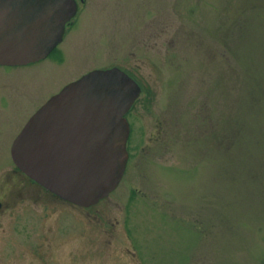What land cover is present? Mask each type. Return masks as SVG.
Instances as JSON below:
<instances>
[{
    "label": "rangeland",
    "instance_id": "374dc122",
    "mask_svg": "<svg viewBox=\"0 0 264 264\" xmlns=\"http://www.w3.org/2000/svg\"><path fill=\"white\" fill-rule=\"evenodd\" d=\"M79 4L61 62L0 66V199L15 192L0 264H263L264 0ZM104 66L141 87L127 119L143 147L84 221L48 228L54 200L11 173L12 142L51 94Z\"/></svg>",
    "mask_w": 264,
    "mask_h": 264
},
{
    "label": "water",
    "instance_id": "95a60500",
    "mask_svg": "<svg viewBox=\"0 0 264 264\" xmlns=\"http://www.w3.org/2000/svg\"><path fill=\"white\" fill-rule=\"evenodd\" d=\"M77 12L76 0H0V65L47 57ZM140 93L119 67L83 75L31 116L12 144L15 165L59 198L83 207L99 203L124 176L126 115Z\"/></svg>",
    "mask_w": 264,
    "mask_h": 264
},
{
    "label": "flooded vegetation",
    "instance_id": "af4514ba",
    "mask_svg": "<svg viewBox=\"0 0 264 264\" xmlns=\"http://www.w3.org/2000/svg\"><path fill=\"white\" fill-rule=\"evenodd\" d=\"M76 2H77V4H78V6L80 7V4H79V2H81L82 4H85V2H86V0H76ZM79 12H80V8H79ZM77 14H79V13H77ZM76 14V15H77ZM78 17V15L74 18V19H72L69 23H67L66 24V28H65V31H64V34H63V40H62V42L60 43V45L61 44H63L64 43V41H65V39H66V36H68V35H70V33L71 32H73L74 31V29H75V20H76V18ZM60 45H58L57 47H56V49L55 50H53L47 57H45V58H43V59H41V60H39L38 62H30L29 64H27V65H18V66H11V65H7V66H9V67H15V68H18V67H29L30 65H35V64H39L40 62H43V61H49L50 60V56L54 53V52H56V51H59V53H60V57H59V59L58 58H52V60H51V62H53V61H56V62H61V60L63 59L62 57H63V55H64V53H63V51L61 50V48H60ZM0 66H4V67H7L6 65H0ZM114 67H116V66H112V67H109V66H104V67H102V68H94L93 70H96V69H100V70H104V69H112V68H114ZM93 70H91V71H88L87 73H89V72H92ZM87 73H85V74H87ZM85 74H83V75H85ZM83 75L81 76V77H83ZM81 77H78V78H74L72 81H75V80H78L79 78H81ZM72 81H70V82H68V83H66L62 88H64L66 85H68V84H70V83H72ZM62 90V89H61ZM61 90L59 91V92H61ZM58 92V93H59ZM57 92H55V93H53V94H51V96L46 100V101H48L52 96H54V95H56V94H58ZM46 101H45V103H46ZM44 104V103H43ZM42 104V105H43ZM41 105V106H42ZM41 107H39L38 109H40ZM37 109V110H38ZM36 110V111H37ZM35 111V112H36ZM130 113V112H129ZM128 113V114H129ZM127 114V115H128ZM131 130V129H130ZM131 134H132V130H131V132H130V136H129V138H128V146H127V149H128V152H129V161H130V159L131 158H134L136 155L135 154H138V151L140 150L139 148H141V147H143L142 145H139V147H137V148H135V145H133V144H131L130 142V138H131ZM15 141V139L13 140V142ZM13 142H12V144H13ZM12 160H13V158H12ZM129 163V162H128ZM130 164V163H129ZM129 164H128V166H127V169H126V171H125V173L127 172V170H128V168H129ZM11 173L12 174H14V175H25V173L24 172H22L21 170H19V168H17V166L15 165V163H14V161H13V166H12V169H11ZM126 175V174H125ZM25 177L26 178H28L26 175H25ZM28 181L34 186V185H36V182H33L30 178H28ZM38 188H40L39 190H40V192L39 193H41V194H49L50 196H51V198H53V200L54 201H50V200H48V201H46L45 202V204H46V206H48L49 208H53V209H57L58 210V216H57V221H51L50 223H47V224H49V226H48V228H54V227H56L57 225H59L60 227H61V229L63 230V227L64 228H66V226L63 224V222H62V217L63 216H65V215H67V214H69V215H72L73 216V218L74 219H76L77 221H79V223H80V221H84V220H82L81 218H80V215L79 214H86V212H90V211H92L93 209H97L98 207H99V204H100V202H102V201H100L99 202V204H97V205H94V206H90V207H88V208H86V207H82V206H77V205H75V204H73V203H71V202H69V201H65V200H63V199H61V198H59V197H57V196H54L51 192H46V190L44 189V188H42L41 186H38ZM134 193V192H133ZM134 194H136V192L134 193ZM14 195H15V192H14V189L12 190V192H11V194L8 192V197L5 199V200H7V202L6 201H4L3 199L1 200L0 199V214H3L4 212H6V211H12V209L13 208H10V200L9 199H13V197H14ZM34 196V200H32V199H30L31 200V202L32 203H35V202H39L38 201V199L36 198L35 199V195H33ZM135 196H137V195H135ZM130 200H135L134 198H133V196L131 195V198L129 197V201ZM9 202V203H8ZM53 204V205H52ZM25 212V211H24ZM24 214V213H23ZM22 214V215H23ZM21 214H19V216H22ZM26 216H30V215H26ZM20 219V218H19ZM18 219V220H19ZM34 220H36V221H38V222H40L41 221V223H42V225L44 224L43 223V219H44V216H42V220H39L40 218L39 217H37L36 215H35V218H33ZM38 224V223H37ZM44 226V225H43ZM42 226V227H43Z\"/></svg>",
    "mask_w": 264,
    "mask_h": 264
}]
</instances>
